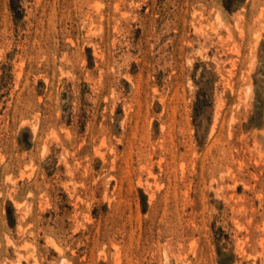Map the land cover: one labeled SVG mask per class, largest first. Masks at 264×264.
Returning a JSON list of instances; mask_svg holds the SVG:
<instances>
[{"label": "rangeland", "instance_id": "374dc122", "mask_svg": "<svg viewBox=\"0 0 264 264\" xmlns=\"http://www.w3.org/2000/svg\"><path fill=\"white\" fill-rule=\"evenodd\" d=\"M0 264H264V0H0Z\"/></svg>", "mask_w": 264, "mask_h": 264}]
</instances>
